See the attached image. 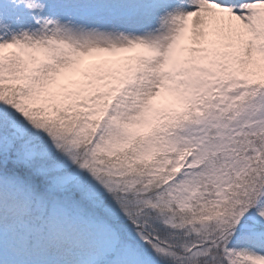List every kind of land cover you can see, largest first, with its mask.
Wrapping results in <instances>:
<instances>
[{
    "label": "snow or ice",
    "instance_id": "6c2138e0",
    "mask_svg": "<svg viewBox=\"0 0 264 264\" xmlns=\"http://www.w3.org/2000/svg\"><path fill=\"white\" fill-rule=\"evenodd\" d=\"M0 264H264V0H0Z\"/></svg>",
    "mask_w": 264,
    "mask_h": 264
}]
</instances>
